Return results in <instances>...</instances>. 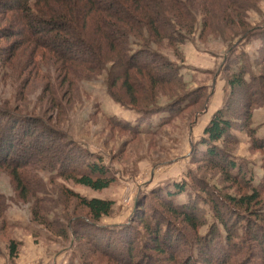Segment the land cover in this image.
<instances>
[{"label": "trees", "instance_id": "16d2710c", "mask_svg": "<svg viewBox=\"0 0 264 264\" xmlns=\"http://www.w3.org/2000/svg\"><path fill=\"white\" fill-rule=\"evenodd\" d=\"M259 2L0 0V41L13 39L0 50L6 56L5 63L15 66L19 62L20 69L28 70L41 80L39 102H43L46 111L57 113V122L63 120L61 117L81 99V82L101 75H105L104 82L112 99L135 109L141 114L140 120L148 119L150 113L158 111L163 104L162 97L170 100L168 110L171 114L181 116L186 110L204 107L206 96L200 89L193 93L185 91L180 67L160 49L172 47L177 53L178 45L185 43L198 27L201 28V37L212 34L226 42L235 37L250 41L248 14L258 8ZM37 52L41 58L36 63L33 58ZM21 53H25L26 62L20 61ZM226 61L230 93L226 106L218 109L205 127V137L200 141L204 149L198 154L222 173L224 181L242 192L222 195L207 189L200 179L192 178L196 189H200L213 206L217 223L211 226L209 237H201L199 241L203 250L201 258L189 255L183 264H201L199 261L203 264H264V183L263 187L262 184L261 187L254 186L252 179L242 176L241 165L217 144L234 142L236 119L242 118L246 126L251 123L252 107L256 104L257 94L262 92L264 79L262 76L247 79L246 65L238 69L232 67V62L235 66L241 59L227 57ZM18 88L19 94H25L27 83L20 82ZM24 99L27 98L24 96ZM17 112L0 109V170L10 174L20 199L33 201L34 221L61 238L69 237L70 230L75 236L84 238L78 229L83 225V219L77 212L84 210L94 221H101L111 213L114 201L88 198L61 183L55 188L58 199H54L55 189H49L48 182L52 184L56 178H61L103 190L115 182V176L101 155L67 140L63 130L46 124L40 116ZM170 119L171 115L161 123H169ZM34 133L35 138L26 147H20L23 155H14L15 142ZM48 136L53 137L52 143L41 146L40 138ZM256 146L264 147V139H259ZM40 169L54 172V175L46 182ZM185 190L186 184L179 182L173 185V189H168L159 199L162 213L154 209L157 213L149 214L139 205L134 222L143 224L147 230L149 245L147 242L146 248L151 253H168L164 247L176 236L170 226L165 231L162 229L166 222L165 211L192 229L203 224L197 217L198 199L182 205L173 202L174 197ZM135 236L138 237L137 233ZM131 245L125 260L113 259L117 264H134L137 260ZM9 248L10 255L15 257L18 243L11 241ZM216 250L218 255L214 258Z\"/></svg>", "mask_w": 264, "mask_h": 264}, {"label": "rangeland", "instance_id": "374dc122", "mask_svg": "<svg viewBox=\"0 0 264 264\" xmlns=\"http://www.w3.org/2000/svg\"><path fill=\"white\" fill-rule=\"evenodd\" d=\"M248 22L251 24L250 41L235 37L226 42L212 34L201 37V28L198 27L185 43L178 45L177 53L172 47L160 49L180 67L185 91L193 93L200 89L206 96L204 107L186 110L181 116L171 114L168 110L170 100L162 97L160 101L163 104L158 111L150 113L148 119L140 120L141 114L135 109L112 99L104 82L105 75H101L97 79L81 82V99L61 117L63 120L57 122V113L46 111L42 107L43 102H39L41 80L29 74L28 70L20 69L19 62L15 66L12 62V66L8 65L9 62L5 63L6 56L0 50V109L42 117L46 124L63 130L67 140L101 155L116 178L110 187L103 190H94L61 178H56L52 184L48 182L49 189H55L61 183L88 198L99 196L114 201L111 213L101 221H94L84 210L77 212L83 219V225L78 229L84 238L75 236L71 230L69 237L61 238L34 221L33 201L20 199L10 174L0 170V264H117L113 259L125 260L132 242L133 255L137 259L134 264H183L189 255L200 259L203 250L199 241L201 237H209L210 228L217 220L213 206L207 202L205 194L196 189L192 178L200 179L207 189L222 195L242 192L236 189L237 186L224 181L222 173L200 158L198 151L204 149L200 141L205 137V127L214 113L226 106L230 93L226 58L241 59L240 64L234 66L232 62L231 65L237 69L246 65L247 79L252 76L264 79V0H260L256 10L249 12ZM8 41L13 39L1 40L0 49ZM40 58L37 52L33 60L37 63ZM19 59L26 62L25 53H21ZM22 81L27 83L25 94H19L18 86ZM262 92L257 94L256 104L252 107L251 123L246 126L242 118L236 119L234 142L229 145L217 143L241 165L242 176L246 175L247 179H252L254 186L259 187H263L264 183V147L256 148V142L264 139V85ZM170 115L172 119L169 123H161ZM35 136L36 133L29 138L18 139L13 154L23 155L20 147H26ZM52 139V136L40 138L39 144L49 145ZM39 172L46 182L54 175L48 170L40 169ZM176 182L185 183L186 190L175 196L173 202L182 205L198 199L196 202L200 209L197 217L203 224L192 229L180 218L165 211L166 222L162 229L165 231L170 226L176 236L173 242L168 240L164 247L168 253H151L146 248L149 239L147 230L143 224L134 222L137 209L142 205L141 208L149 214L157 213L155 210L162 213L159 199L168 189H173ZM54 191L53 197L58 199V192ZM51 215L53 218L54 214ZM220 228L224 233L223 227ZM11 241L18 243L15 257L10 255ZM213 254L216 258L217 250Z\"/></svg>", "mask_w": 264, "mask_h": 264}, {"label": "crops", "instance_id": "0c3cea01", "mask_svg": "<svg viewBox=\"0 0 264 264\" xmlns=\"http://www.w3.org/2000/svg\"><path fill=\"white\" fill-rule=\"evenodd\" d=\"M94 197H99V196H94ZM92 198V197H91ZM99 198H103V197H99Z\"/></svg>", "mask_w": 264, "mask_h": 264}]
</instances>
